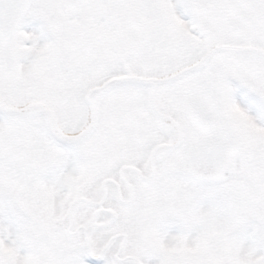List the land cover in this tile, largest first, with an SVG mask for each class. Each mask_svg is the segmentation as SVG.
I'll return each instance as SVG.
<instances>
[{"label": "snow or ice", "instance_id": "obj_1", "mask_svg": "<svg viewBox=\"0 0 264 264\" xmlns=\"http://www.w3.org/2000/svg\"><path fill=\"white\" fill-rule=\"evenodd\" d=\"M0 264H264V0H0Z\"/></svg>", "mask_w": 264, "mask_h": 264}]
</instances>
